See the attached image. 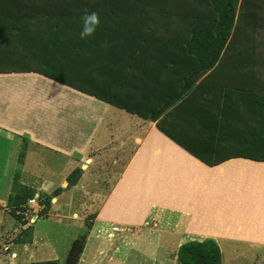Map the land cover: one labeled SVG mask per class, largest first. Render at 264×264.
Here are the masks:
<instances>
[{
  "label": "crops",
  "instance_id": "0c3cea01",
  "mask_svg": "<svg viewBox=\"0 0 264 264\" xmlns=\"http://www.w3.org/2000/svg\"><path fill=\"white\" fill-rule=\"evenodd\" d=\"M47 8L42 12L52 16L50 24L67 26L72 33L80 27V21L71 18L74 21L70 22L68 17L70 13L78 15L76 6L67 7L62 0H55ZM47 32L45 26L30 27L28 41L19 49L27 51V60L58 63L50 76L0 74V142H5L0 158L7 161L0 164V180L5 190L17 184L46 194L62 189L53 199L60 201L71 190L82 189L87 194L98 189L101 193L92 197L97 208L79 264L106 263L103 260L111 243L109 249L101 242L96 244L95 252L86 258L90 243L113 239L131 228L138 231V237H147L143 227L150 226L172 234L170 237L180 236L176 257L188 242L213 240L221 252L222 247L232 248L234 261L263 262L264 162L249 158H264V49L251 66L246 84L252 89L244 94L249 96L235 95V102L225 105L227 118L221 141L225 155L238 158L209 167L163 134L157 122L125 110L160 107L162 97L157 89L149 103L151 92L136 81L148 73L145 61L162 57L139 52L147 41H86L76 32V41H50ZM32 36L35 41H31ZM50 77L75 87L86 86L87 90ZM242 84L236 80L235 86ZM87 93L115 98L125 109ZM79 169L81 177L68 188V177ZM45 182L52 184L47 191L41 188ZM115 227L123 232H113ZM33 236V243L17 244L13 264L51 261L34 258L38 247L33 245L37 241ZM125 240L130 244L129 237ZM112 251L122 261L128 259L129 251L125 257L121 249Z\"/></svg>",
  "mask_w": 264,
  "mask_h": 264
},
{
  "label": "trees",
  "instance_id": "16d2710c",
  "mask_svg": "<svg viewBox=\"0 0 264 264\" xmlns=\"http://www.w3.org/2000/svg\"><path fill=\"white\" fill-rule=\"evenodd\" d=\"M54 1L0 0V74H52L58 63L27 60V51L19 48L28 41V29L34 25L48 28L50 41H76L74 33H78L80 27L76 26L78 29H73L74 33L69 32L67 26L50 24L52 16L42 12L49 10L47 7ZM62 4L76 6L79 12L71 14L66 8L70 22L74 21L71 18L80 21L85 11L99 14L100 26L86 41L99 38L103 41H147L140 53L162 55V60L145 61L144 70L148 73L136 79L137 84L151 92L149 103L157 89L162 107L159 104L158 109L155 105L152 109H125L115 98L110 100L107 95L95 93L88 95L157 122L163 134L209 167L238 158L225 155V143L221 141L227 118L225 105L235 102V95L245 97L249 95L244 94L251 93L252 88L246 84L250 81L251 66L264 49V0H62ZM31 41H35L33 36ZM119 50L122 52L124 48ZM50 78L78 90H87L86 86L75 87L62 79ZM236 80L243 86L236 87ZM238 101H250V98ZM171 106L173 108L167 112ZM249 159L264 162L260 157ZM81 175L80 169L74 171L68 177V188L75 186ZM13 189L27 188L15 185ZM62 191L58 189L39 196L38 204L45 213ZM34 197V194L28 198L16 192L8 198L7 207L17 221H22L24 215L20 212L26 210L27 203ZM33 235L34 226L30 225L17 236L15 243L31 244ZM85 245V236L74 240L65 264H79ZM177 258L179 264L223 263L221 249L213 240L188 242L179 248ZM35 264L60 262L51 260Z\"/></svg>",
  "mask_w": 264,
  "mask_h": 264
},
{
  "label": "rangeland",
  "instance_id": "374dc122",
  "mask_svg": "<svg viewBox=\"0 0 264 264\" xmlns=\"http://www.w3.org/2000/svg\"><path fill=\"white\" fill-rule=\"evenodd\" d=\"M3 145H5V142L1 141L0 153L4 150ZM4 160L6 161V157L5 159L0 158V164L4 165ZM20 161H22V158ZM5 189L7 187L0 180V198L3 199V202L0 203V229H2V235L0 236V264L14 263L12 253L18 246L15 243V239L22 233L23 227L20 228V226H23V224L27 225L24 226L26 228L29 225L35 227L34 234L37 237V241L33 245L38 247L34 257L37 261L40 259L57 260L60 264H65V259L72 242L82 236L86 237V248L88 234L91 230L89 227L92 224L97 208L95 204L92 205V197L95 196L94 194L97 196V192L101 193L98 189L88 191L87 194H84L82 189L71 190L72 192L64 194L60 198V201L53 200L48 213H45L43 207L39 204L37 208L27 203L26 210L20 212V215H24L21 222L13 217L12 210L7 207L8 198L16 192H22L28 198L34 194V199H38L40 195L45 193L30 188L21 191ZM64 204L67 205L65 206ZM19 228L21 232L18 234ZM143 228V236L147 237H138L139 234L136 233L138 231L131 228L132 233L116 234L113 239L106 237L101 238L95 244L90 243L86 251V258L92 256L95 252L94 248L96 244L101 242L103 247L106 246L105 249H109L110 243L112 245L110 253L103 260L106 261L105 264H179L175 250L180 236L178 237L175 234L173 237H170L172 234L164 233L160 230L157 231L153 229V226ZM125 237L131 239L130 244L125 240ZM122 238H124V241ZM20 246L23 247L22 245ZM112 249H115L116 252L119 249L123 250V257H125L126 251H129L127 255L128 259L122 261L123 259L115 255ZM222 250V253H224L223 264H247L244 263L245 261H234L232 253L235 251L232 248L222 247ZM85 259L83 262H85ZM261 260L264 262V256H262ZM263 262L259 264H264ZM251 264L253 263L251 262Z\"/></svg>",
  "mask_w": 264,
  "mask_h": 264
},
{
  "label": "clouds",
  "instance_id": "9594fccd",
  "mask_svg": "<svg viewBox=\"0 0 264 264\" xmlns=\"http://www.w3.org/2000/svg\"><path fill=\"white\" fill-rule=\"evenodd\" d=\"M101 20L100 16L97 12H89L85 11L84 14L80 18V30L78 32L79 39L87 40L95 35ZM52 187L51 182H45L41 185V188L47 191L49 188Z\"/></svg>",
  "mask_w": 264,
  "mask_h": 264
},
{
  "label": "built area",
  "instance_id": "2783aa9c",
  "mask_svg": "<svg viewBox=\"0 0 264 264\" xmlns=\"http://www.w3.org/2000/svg\"><path fill=\"white\" fill-rule=\"evenodd\" d=\"M28 204L30 206L38 208V200H37V198L36 199H31ZM113 232L118 233V232H123V230H120L119 228L115 227V228H113Z\"/></svg>",
  "mask_w": 264,
  "mask_h": 264
}]
</instances>
